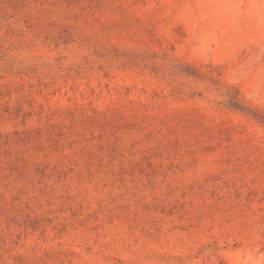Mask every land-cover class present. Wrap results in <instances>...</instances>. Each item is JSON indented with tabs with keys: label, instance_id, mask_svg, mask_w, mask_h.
I'll return each instance as SVG.
<instances>
[{
	"label": "rangeland",
	"instance_id": "rangeland-1",
	"mask_svg": "<svg viewBox=\"0 0 264 264\" xmlns=\"http://www.w3.org/2000/svg\"><path fill=\"white\" fill-rule=\"evenodd\" d=\"M0 264H264V0H0Z\"/></svg>",
	"mask_w": 264,
	"mask_h": 264
},
{
	"label": "trees",
	"instance_id": "trees-1",
	"mask_svg": "<svg viewBox=\"0 0 264 264\" xmlns=\"http://www.w3.org/2000/svg\"><path fill=\"white\" fill-rule=\"evenodd\" d=\"M229 106L236 108V109H242L240 106H238V103L234 97L231 98Z\"/></svg>",
	"mask_w": 264,
	"mask_h": 264
}]
</instances>
